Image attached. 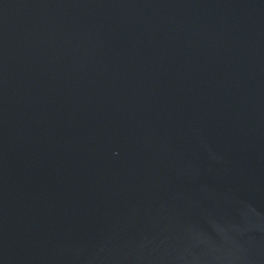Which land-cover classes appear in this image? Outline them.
Returning <instances> with one entry per match:
<instances>
[{
	"label": "water",
	"instance_id": "1",
	"mask_svg": "<svg viewBox=\"0 0 264 264\" xmlns=\"http://www.w3.org/2000/svg\"><path fill=\"white\" fill-rule=\"evenodd\" d=\"M0 264H264V0H0Z\"/></svg>",
	"mask_w": 264,
	"mask_h": 264
}]
</instances>
